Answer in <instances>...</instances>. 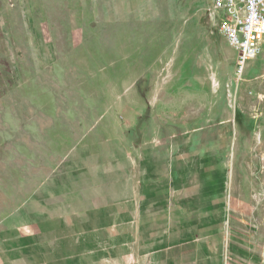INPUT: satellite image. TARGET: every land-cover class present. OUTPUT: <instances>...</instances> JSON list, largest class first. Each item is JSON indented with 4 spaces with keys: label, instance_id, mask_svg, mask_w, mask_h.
<instances>
[{
    "label": "rangeland",
    "instance_id": "374dc122",
    "mask_svg": "<svg viewBox=\"0 0 264 264\" xmlns=\"http://www.w3.org/2000/svg\"><path fill=\"white\" fill-rule=\"evenodd\" d=\"M212 2L0 0V264H42L77 176L127 153L173 156L191 206L220 191L227 264H264V54L238 78Z\"/></svg>",
    "mask_w": 264,
    "mask_h": 264
},
{
    "label": "crops",
    "instance_id": "0c3cea01",
    "mask_svg": "<svg viewBox=\"0 0 264 264\" xmlns=\"http://www.w3.org/2000/svg\"><path fill=\"white\" fill-rule=\"evenodd\" d=\"M121 169L77 176L66 204L42 227V264H227L241 237L225 232V197L191 206L189 171L173 156L142 153ZM196 207V213L191 209ZM231 244L226 247V241ZM230 246L232 247L230 249ZM237 246V247H236Z\"/></svg>",
    "mask_w": 264,
    "mask_h": 264
},
{
    "label": "built area",
    "instance_id": "2783aa9c",
    "mask_svg": "<svg viewBox=\"0 0 264 264\" xmlns=\"http://www.w3.org/2000/svg\"><path fill=\"white\" fill-rule=\"evenodd\" d=\"M210 11L236 54L235 74L241 78L247 63L264 54V0H213Z\"/></svg>",
    "mask_w": 264,
    "mask_h": 264
}]
</instances>
